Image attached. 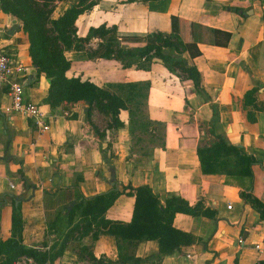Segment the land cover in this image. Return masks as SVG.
<instances>
[{
	"label": "crops",
	"instance_id": "obj_1",
	"mask_svg": "<svg viewBox=\"0 0 264 264\" xmlns=\"http://www.w3.org/2000/svg\"><path fill=\"white\" fill-rule=\"evenodd\" d=\"M124 1L99 0L91 10L79 15L75 22L77 26L82 21L78 36H84L89 26L101 23L116 25L121 35L170 33V18L175 15L229 32L230 39L224 46L198 42L199 54L195 57L182 53L200 73L199 91L191 80L180 79L159 61L145 71L122 68L113 61L88 59L82 51L65 52L71 62L68 76H79L97 86L150 81L147 115L163 123L165 132L163 145L158 139L145 146L132 141L126 126L127 110L121 109L118 115L125 126L115 129L107 127L110 118L97 109L92 110L89 121L83 101L62 103L54 109L46 104L49 80L36 74L20 21L0 10V51L22 65L23 97L37 104L50 124L48 131L41 134L22 114L5 111L11 98L5 87L0 88V197L7 194L0 211V237L10 235L9 195L22 199L24 245L45 251L64 233L66 218L62 208L76 201L77 193L90 197L114 186L122 190L127 185H148L162 199L174 192L190 205L202 201L215 211L212 218L176 213L173 226L193 234L197 240L164 257L160 264H256L264 259V251L258 253L253 247L263 237L264 216L240 196V191L250 193L264 208V0ZM69 4L56 1L52 17ZM106 16L111 19H104ZM14 26L18 27L8 34ZM165 53L173 54L169 49ZM252 88L257 89L255 98L263 108L251 109L254 120L250 121V106L244 107L242 100ZM212 105L218 112L215 133L242 146L257 162L252 166V178L201 173L196 145L200 135H205L204 125L212 120ZM93 125L104 133L103 137ZM144 151L149 154L143 155ZM133 203V197L120 195L106 217L129 222ZM59 210L62 212L57 216ZM239 237L245 239L242 249L235 246ZM91 250L96 258L117 259L116 241L111 235H100ZM157 251L155 240L141 241L134 249L140 258ZM18 261L38 264L28 257ZM53 264L91 263L75 251L66 250Z\"/></svg>",
	"mask_w": 264,
	"mask_h": 264
},
{
	"label": "trees",
	"instance_id": "obj_2",
	"mask_svg": "<svg viewBox=\"0 0 264 264\" xmlns=\"http://www.w3.org/2000/svg\"><path fill=\"white\" fill-rule=\"evenodd\" d=\"M54 1L56 0H0V10L21 23V31L27 36L28 52L32 64L36 65L37 76L43 74L49 80L44 102L54 109L62 103L83 101L88 108L86 117L89 121L92 110L97 109L110 118L107 127L115 129L125 126L118 115L121 109L127 110L129 118L126 126L134 143L144 141L146 135L150 143L159 139L163 145L165 125L150 120L147 113L144 115L141 111L143 107H147L150 81L108 82L105 86H97L79 76H68L71 62L66 58L65 52L82 51L88 59L113 61L122 68L135 67L145 71L150 70L154 61H159L180 79L191 80L194 89L199 91L200 73L181 56L182 53L197 56L198 42L224 46L231 34L172 15L170 33L156 31L144 35H121L116 25L101 23L89 26L84 36H78L75 24L77 18L91 10L99 0H77L59 15L52 17ZM133 1L147 0L124 2ZM231 10L236 13L239 11L237 8ZM92 40H97L96 46H87ZM166 49L173 54L165 53ZM256 91V88H252L243 95V106H250L247 111L250 121L254 120L251 109L263 108L256 101ZM212 112V120L204 125L205 129L202 131L211 138L200 135L196 145L201 173L252 178V166L257 163L254 157L242 146L231 143L224 134L215 133L214 123L218 119L215 105H212ZM156 125L162 127V133L156 132ZM93 128L100 137L104 136L94 125ZM147 154L149 152L144 151L143 155ZM22 180L25 182L24 178ZM120 195L134 198L129 222L106 217L107 210ZM240 196L264 216L263 205L257 198L243 190L240 191ZM6 197L7 194L0 197V211ZM9 198L10 235L0 237V264H15L22 257L32 258L38 264H53L66 250L75 251L91 264H160L164 257L180 252L182 246L191 245L197 240L193 234L173 226L176 213L210 218L215 215V211L205 207L202 201L190 205L185 198L174 192H168L162 199L148 185H127L122 190L114 186L90 197L77 193L73 207L69 211L67 205L62 208L66 218L64 233L48 250L38 251L23 243L22 199L16 195H9ZM100 235L115 238L116 260L96 258L92 253L93 242ZM148 240L157 242L158 251L144 258L137 257L134 253L136 245ZM258 264H264V259H260Z\"/></svg>",
	"mask_w": 264,
	"mask_h": 264
},
{
	"label": "built area",
	"instance_id": "obj_3",
	"mask_svg": "<svg viewBox=\"0 0 264 264\" xmlns=\"http://www.w3.org/2000/svg\"><path fill=\"white\" fill-rule=\"evenodd\" d=\"M255 2L257 0H251ZM22 72V65L13 63L8 54L0 51V88L5 87L7 93L11 98L10 106L5 108L7 112H17L29 119L30 124L39 133H44L49 129V121L44 112L40 110L37 104L26 101L23 97V80L20 73ZM15 76V77H14ZM10 188L14 189L15 185L10 182ZM230 208V206H228ZM238 249L245 247V239L239 237L235 243ZM254 249L258 253L264 251V234L259 242L253 244ZM190 257V255H187ZM31 259V258H29ZM259 261L256 263L258 264ZM15 264H19L17 261Z\"/></svg>",
	"mask_w": 264,
	"mask_h": 264
},
{
	"label": "rangeland",
	"instance_id": "obj_4",
	"mask_svg": "<svg viewBox=\"0 0 264 264\" xmlns=\"http://www.w3.org/2000/svg\"><path fill=\"white\" fill-rule=\"evenodd\" d=\"M56 1H61V0H56ZM56 1H54V3H53V5H56ZM64 1H69L70 2V4H69V6L71 5V4H73V3H75L77 0H64ZM68 6V7H69ZM55 9V8H54ZM64 11V10H63ZM62 11V12H63ZM53 12H54V10H53ZM53 12H52V14L51 15H53ZM104 19H106V20H110L111 18H110V16H106ZM81 22L82 21H79V23L77 24V34H79L78 33V28H79V26L81 25ZM76 24V23H75ZM109 26H111V25H109ZM95 42H97V40H92L91 42H90V44H88L87 46H90V47H94L93 45H92V43H95ZM149 95V94H148ZM149 97V96H148ZM148 99L149 98H147V107H148ZM147 107H143L142 109H141V111L143 112V114L145 115L146 113H147ZM147 108V109H146ZM156 132L158 133V132H160V133H162V127L160 126V125H156ZM149 141L147 140V136L145 135L144 136V141L143 142H141V144L140 145H144L145 144V146H149ZM55 212V211H54ZM60 213V212H62L61 210H59V211H57V213ZM53 214V213H52Z\"/></svg>",
	"mask_w": 264,
	"mask_h": 264
},
{
	"label": "water",
	"instance_id": "obj_5",
	"mask_svg": "<svg viewBox=\"0 0 264 264\" xmlns=\"http://www.w3.org/2000/svg\"><path fill=\"white\" fill-rule=\"evenodd\" d=\"M18 26H14L13 28H12V30H10L9 32H8V34H13V32L16 30V28H17ZM35 67H36V65H34ZM76 203V201H72V202H70L68 205H67V211H69L72 207H73V205Z\"/></svg>",
	"mask_w": 264,
	"mask_h": 264
}]
</instances>
